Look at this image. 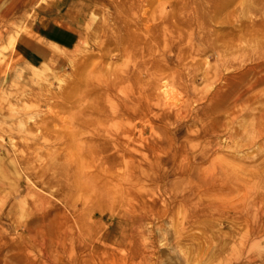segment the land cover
I'll use <instances>...</instances> for the list:
<instances>
[{
  "label": "rangeland",
  "instance_id": "rangeland-1",
  "mask_svg": "<svg viewBox=\"0 0 264 264\" xmlns=\"http://www.w3.org/2000/svg\"><path fill=\"white\" fill-rule=\"evenodd\" d=\"M218 166L264 186V0H0V264H229Z\"/></svg>",
  "mask_w": 264,
  "mask_h": 264
},
{
  "label": "bare ground",
  "instance_id": "bare-ground-1",
  "mask_svg": "<svg viewBox=\"0 0 264 264\" xmlns=\"http://www.w3.org/2000/svg\"><path fill=\"white\" fill-rule=\"evenodd\" d=\"M218 167L209 169L211 174L216 170L219 172L215 184L207 190L206 209L197 214L194 211L193 218L209 220L210 227L218 222V231L227 226L228 233L220 232V235L231 241L229 264H254L261 259L254 247L258 244L257 238L264 234V186L259 188L254 181L238 178L239 171L231 166ZM211 237L208 246H213V242L219 245L216 239L212 242Z\"/></svg>",
  "mask_w": 264,
  "mask_h": 264
},
{
  "label": "crops",
  "instance_id": "crops-1",
  "mask_svg": "<svg viewBox=\"0 0 264 264\" xmlns=\"http://www.w3.org/2000/svg\"><path fill=\"white\" fill-rule=\"evenodd\" d=\"M58 30L68 32L70 34H75L71 29H68L64 26L57 27ZM61 36V34L59 35ZM44 40L52 41L56 43L57 45L61 47H67L66 44L62 43L58 38L51 37L49 35L44 36ZM20 49L22 51V55L28 60V61H35L37 59H41L43 57L47 56L48 49L44 44L41 42L39 43H20L19 42Z\"/></svg>",
  "mask_w": 264,
  "mask_h": 264
}]
</instances>
